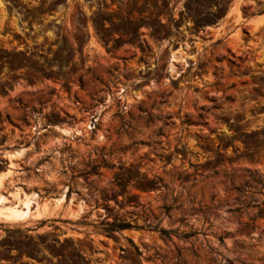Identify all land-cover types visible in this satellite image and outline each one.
Segmentation results:
<instances>
[{"label": "rangeland", "instance_id": "1", "mask_svg": "<svg viewBox=\"0 0 264 264\" xmlns=\"http://www.w3.org/2000/svg\"><path fill=\"white\" fill-rule=\"evenodd\" d=\"M261 13L0 0V169L21 151L13 183L52 206L0 218V264H264Z\"/></svg>", "mask_w": 264, "mask_h": 264}, {"label": "bare ground", "instance_id": "2", "mask_svg": "<svg viewBox=\"0 0 264 264\" xmlns=\"http://www.w3.org/2000/svg\"><path fill=\"white\" fill-rule=\"evenodd\" d=\"M7 164L0 171V218L18 220L30 213L45 214L52 208L50 203H39L35 193L26 192L13 181L19 172L16 170V162L22 157V152L13 150L6 153ZM15 164V165H14ZM12 186V187H11ZM9 197L14 198L10 203ZM18 202V204L16 203Z\"/></svg>", "mask_w": 264, "mask_h": 264}, {"label": "trees", "instance_id": "3", "mask_svg": "<svg viewBox=\"0 0 264 264\" xmlns=\"http://www.w3.org/2000/svg\"><path fill=\"white\" fill-rule=\"evenodd\" d=\"M144 179H145L144 182L148 185L150 189L155 188L157 186L158 179L156 177H152V178L145 177ZM168 208L169 206H164L165 211H167ZM131 227H136V225L131 224L129 221L121 220L119 222L112 223L108 229L113 230V229H124V228H131ZM158 231L160 232V234H162L165 237H168L170 233V231L163 229V228H159ZM183 236H186V235H183Z\"/></svg>", "mask_w": 264, "mask_h": 264}, {"label": "crops", "instance_id": "4", "mask_svg": "<svg viewBox=\"0 0 264 264\" xmlns=\"http://www.w3.org/2000/svg\"><path fill=\"white\" fill-rule=\"evenodd\" d=\"M264 13L258 14V15H254L252 17H250V20L252 21H258V20H263L264 18ZM2 169H0L1 171Z\"/></svg>", "mask_w": 264, "mask_h": 264}]
</instances>
